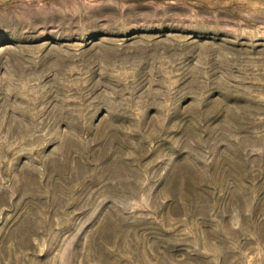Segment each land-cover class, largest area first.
I'll list each match as a JSON object with an SVG mask.
<instances>
[{"label":"rangeland","instance_id":"1","mask_svg":"<svg viewBox=\"0 0 264 264\" xmlns=\"http://www.w3.org/2000/svg\"><path fill=\"white\" fill-rule=\"evenodd\" d=\"M0 264H264V0H0Z\"/></svg>","mask_w":264,"mask_h":264}]
</instances>
